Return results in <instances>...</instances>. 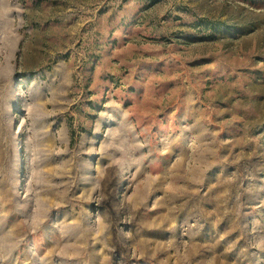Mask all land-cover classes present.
Listing matches in <instances>:
<instances>
[{
  "label": "rangeland",
  "instance_id": "1",
  "mask_svg": "<svg viewBox=\"0 0 264 264\" xmlns=\"http://www.w3.org/2000/svg\"><path fill=\"white\" fill-rule=\"evenodd\" d=\"M0 264H264V0H0Z\"/></svg>",
  "mask_w": 264,
  "mask_h": 264
}]
</instances>
